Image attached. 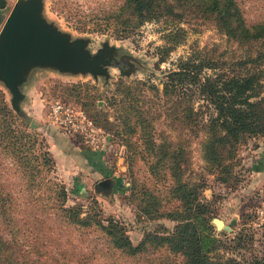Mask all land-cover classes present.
I'll list each match as a JSON object with an SVG mask.
<instances>
[{"label": "trees", "instance_id": "1", "mask_svg": "<svg viewBox=\"0 0 264 264\" xmlns=\"http://www.w3.org/2000/svg\"><path fill=\"white\" fill-rule=\"evenodd\" d=\"M102 19L103 29H110L116 38L134 35L147 21L159 22L162 42L154 46L157 65L186 41L187 27L193 24L207 23L225 37L226 45L221 49L217 44L190 45L186 55L177 57L162 71L158 84L136 80L130 85L120 79L116 86L122 95L112 103L121 127L113 131L125 135L131 152L137 144L129 140L136 135L146 155L153 156L146 160L149 172H169L171 181L166 184L165 199L177 201L165 208L158 193L142 188L137 193L136 216L165 217L175 223L168 231L161 226L147 230L133 244L121 222H103L95 213L81 215L79 206L65 205L62 187L48 195L54 202L39 208L41 216L32 212L18 218L12 193L0 185V264H88L89 252H77L72 242L59 239L60 232L70 226L78 231L100 232L103 245L97 248L127 258L162 250L173 258L172 264H264V253L239 252L246 242H252L251 232L243 231L244 227L231 233L214 229L210 223L212 210L197 191L202 184L182 178L181 166L186 165L183 157L188 151L181 144L165 140V136L157 141L152 124L155 112L183 122L186 141L198 140L207 171H214V178L220 182L231 178L228 161L238 145L249 136H264V20L246 19L236 0H113L102 11ZM146 91H151L153 98H145ZM201 106L210 111L205 113ZM112 126L105 122L106 128ZM181 129L172 128L175 132ZM35 143L36 135L25 130L0 89V151L11 155L23 172L30 168L39 172L38 159L48 163L50 158L44 154L28 157ZM28 158L35 163L29 164ZM92 161L97 168L103 167L99 156H91V165ZM112 179L118 186V178ZM82 185L79 182L76 187ZM133 188L128 183V189ZM26 229L31 230L30 235Z\"/></svg>", "mask_w": 264, "mask_h": 264}, {"label": "rangeland", "instance_id": "2", "mask_svg": "<svg viewBox=\"0 0 264 264\" xmlns=\"http://www.w3.org/2000/svg\"><path fill=\"white\" fill-rule=\"evenodd\" d=\"M13 1L6 0L5 7L0 8V26ZM236 1L246 19L264 20V0ZM112 2L113 0H43L44 17L60 29L68 31L71 38H86L85 48L90 54L102 47L103 42L114 47L110 50L111 62L106 65L108 76L60 73L46 67H33L29 71L27 79L20 87L23 97L19 106L23 116L11 110L25 124V130L36 135L35 146L27 156L44 154L49 156L50 161L42 163L38 159L39 172L30 168L25 173L11 155L0 151V185L12 193L16 204L14 212L18 218H23L22 213L32 212L41 216L39 208L54 202L48 195L62 187L66 193L65 205L79 206L81 215L85 212L95 213L103 222L107 219L121 222L126 235L135 244L145 231L160 226L168 231L175 223V220L165 217H137L138 191L149 188L158 193L163 198L162 204L165 208L171 207L177 201L173 198L168 201L165 199L166 184L171 181L169 172L165 169L155 174L149 172L146 160L153 156L146 155L136 135L129 140V143L135 141L137 144H133L135 152H131L125 135L113 131L121 127L112 103L122 95L116 86H119L120 79L130 85L136 80H149L158 84L162 71L171 66V62L177 57L186 55L190 45L217 44L221 49L226 42L225 37L209 24H193L187 27L186 41L178 44L170 51L168 59L157 65L154 46L162 42L159 37L160 23L147 21L134 35L116 38L110 29H103L102 11ZM126 55L134 58V61L128 74H120L116 65L130 59ZM0 89L8 102L9 93L1 83ZM147 96L153 98L151 91H146L145 98ZM201 108L205 113L210 111L206 106ZM105 122L113 125L112 128H106ZM152 124L157 141L165 136V140L181 144L188 151V156L183 157L187 160L186 165L181 166L182 178L202 184L197 190L199 198L208 202L212 217L222 219L231 228L230 231H217L231 233L244 227L243 231L251 232L252 242H246L239 252L245 255L249 252L264 253V172L254 173L250 169L251 156H264V136H249L238 145L235 156L228 161L231 162L232 177L226 182H220L214 178V171H207L205 161L200 155L198 140L186 141L183 122H176L155 112ZM172 128L182 129L176 131V135ZM82 149L102 151V165L105 164L108 168L106 171L110 179L118 178V186L111 179L108 192L95 188L96 182L102 176L93 171L94 168L90 170L87 156L79 153ZM28 159L29 164L35 163ZM79 182L83 185L78 188L76 185ZM128 183L134 186L133 194L128 189ZM30 231L26 229L25 233L30 235ZM58 236L62 241L72 242L77 252L90 253L88 264L173 263V258L162 250L136 258L101 250L97 246L103 245V236L91 229L78 231L70 226L63 229Z\"/></svg>", "mask_w": 264, "mask_h": 264}, {"label": "water", "instance_id": "3", "mask_svg": "<svg viewBox=\"0 0 264 264\" xmlns=\"http://www.w3.org/2000/svg\"><path fill=\"white\" fill-rule=\"evenodd\" d=\"M5 5L6 0H0V8ZM86 42L81 36L71 38L68 31L47 20L43 15V0H14L0 26V83L9 93L10 108L23 116L19 106L23 97L20 87L33 67L107 77L106 65L111 62L110 50L114 47L103 42L102 47L90 54L85 48ZM126 57L130 59L116 63L120 74L131 70L134 58ZM111 183L110 178H102L95 188L108 192ZM210 223L216 231L231 230L220 218L212 217Z\"/></svg>", "mask_w": 264, "mask_h": 264}, {"label": "crops", "instance_id": "4", "mask_svg": "<svg viewBox=\"0 0 264 264\" xmlns=\"http://www.w3.org/2000/svg\"><path fill=\"white\" fill-rule=\"evenodd\" d=\"M94 150L95 149H89V150L82 149V150H79V153L82 156H87V158H88L87 159V164L90 161L91 156H99V159L102 156V153L101 154H96ZM250 162H251L250 169L252 170V172H254V173H263L264 172V166L260 165L261 163L264 164V156H251ZM91 163H92L93 166L91 164H88L90 170H92L94 168L93 171H95L96 173H100L102 178H106V177L110 178L108 173H107V171H106V169H108V168L106 167L105 164H103V167L97 168V166L93 164V161ZM95 163L97 164V162H95ZM111 179H112V177H111Z\"/></svg>", "mask_w": 264, "mask_h": 264}]
</instances>
